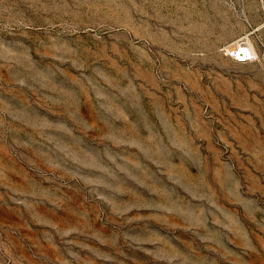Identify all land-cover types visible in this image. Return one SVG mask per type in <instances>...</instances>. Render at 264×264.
Returning a JSON list of instances; mask_svg holds the SVG:
<instances>
[{
  "label": "rangeland",
  "instance_id": "obj_1",
  "mask_svg": "<svg viewBox=\"0 0 264 264\" xmlns=\"http://www.w3.org/2000/svg\"><path fill=\"white\" fill-rule=\"evenodd\" d=\"M263 24L253 0H0V264H264Z\"/></svg>",
  "mask_w": 264,
  "mask_h": 264
},
{
  "label": "built area",
  "instance_id": "obj_2",
  "mask_svg": "<svg viewBox=\"0 0 264 264\" xmlns=\"http://www.w3.org/2000/svg\"><path fill=\"white\" fill-rule=\"evenodd\" d=\"M257 2L262 14L264 15V0H253ZM264 26V24H263ZM260 45L264 50V36L260 39ZM229 57L238 63L252 62L257 55L255 48L243 39L235 45L225 46L222 49Z\"/></svg>",
  "mask_w": 264,
  "mask_h": 264
}]
</instances>
